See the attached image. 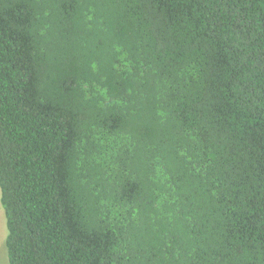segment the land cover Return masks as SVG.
<instances>
[{"label":"trees","instance_id":"16d2710c","mask_svg":"<svg viewBox=\"0 0 264 264\" xmlns=\"http://www.w3.org/2000/svg\"><path fill=\"white\" fill-rule=\"evenodd\" d=\"M9 264H264V0H0Z\"/></svg>","mask_w":264,"mask_h":264},{"label":"rangeland","instance_id":"374dc122","mask_svg":"<svg viewBox=\"0 0 264 264\" xmlns=\"http://www.w3.org/2000/svg\"><path fill=\"white\" fill-rule=\"evenodd\" d=\"M7 236H8L7 220L1 202V188H0V264H9L8 251L6 247Z\"/></svg>","mask_w":264,"mask_h":264}]
</instances>
